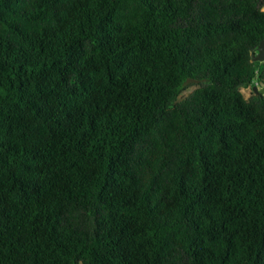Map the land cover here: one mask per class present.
<instances>
[{
  "label": "trees",
  "instance_id": "1",
  "mask_svg": "<svg viewBox=\"0 0 264 264\" xmlns=\"http://www.w3.org/2000/svg\"><path fill=\"white\" fill-rule=\"evenodd\" d=\"M262 40L264 0H0V264H264Z\"/></svg>",
  "mask_w": 264,
  "mask_h": 264
},
{
  "label": "rangeland",
  "instance_id": "2",
  "mask_svg": "<svg viewBox=\"0 0 264 264\" xmlns=\"http://www.w3.org/2000/svg\"><path fill=\"white\" fill-rule=\"evenodd\" d=\"M264 62V61H263ZM257 81H256V83H255V85H257ZM254 85H252V86H250L249 88H246V89H242V92H243V94H244V96H245V98H249L252 94H253V92H254ZM259 89L260 90H262V91H264V85H260V87H259ZM192 90V88L190 89V90H187V91H185V93L183 94V95H188L189 93H190V91Z\"/></svg>",
  "mask_w": 264,
  "mask_h": 264
},
{
  "label": "water",
  "instance_id": "3",
  "mask_svg": "<svg viewBox=\"0 0 264 264\" xmlns=\"http://www.w3.org/2000/svg\"><path fill=\"white\" fill-rule=\"evenodd\" d=\"M254 60L260 61V62L264 61V40L261 41V44L259 45V48H258V52L254 56ZM254 90L256 91V93L258 92L257 87H254Z\"/></svg>",
  "mask_w": 264,
  "mask_h": 264
}]
</instances>
